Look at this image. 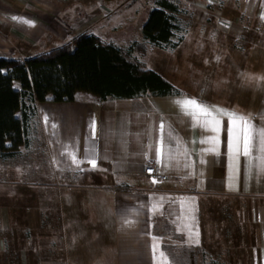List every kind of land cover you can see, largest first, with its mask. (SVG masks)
Here are the masks:
<instances>
[{"label":"crops","instance_id":"1","mask_svg":"<svg viewBox=\"0 0 264 264\" xmlns=\"http://www.w3.org/2000/svg\"><path fill=\"white\" fill-rule=\"evenodd\" d=\"M70 1L0 0V51L25 58L48 51L83 31L100 36L92 27L95 10L88 11L91 3L100 0H73L74 6L69 9L71 5L66 3ZM203 3L230 5L227 10L221 8V16L225 17L222 21L228 23L231 17L230 25L240 23L243 27L253 21L264 29V0H204ZM225 60L220 56L209 61L205 88L201 87L205 98L201 97L198 86L197 90L184 91L170 80L171 75L156 70L182 93L105 100L84 93L79 101L37 103L50 174L57 183L82 186L81 190L64 189L60 199L62 222L84 218L91 224L104 222L109 237L105 254L113 259L111 264H157L152 245L160 236L154 235L150 228L155 188L143 172L149 162H157L162 122L166 155L157 164L169 179L157 183L183 182L194 193L249 198L253 218L259 225L258 234L245 258H239L236 264H264V173L256 166L258 161H253L249 171L247 158L241 155L230 187L227 132L220 135L219 154L203 151L212 145L199 141L212 133L192 127L189 118L174 103L183 97H194L207 105L249 116L257 128H264V80L255 79L264 77V43L257 42L253 53L243 56L242 66L234 73L220 66ZM197 73L191 77H198ZM223 120L227 129L228 118ZM169 132L175 139L169 138ZM73 151L78 159L86 155L95 158L96 166L85 160L77 169L67 155ZM253 154L257 155L255 150ZM188 164L191 167H186ZM89 230L94 233L96 229L89 225ZM159 249L163 250L162 243ZM48 262L68 264L64 259ZM167 262L171 264L169 258Z\"/></svg>","mask_w":264,"mask_h":264},{"label":"rangeland","instance_id":"2","mask_svg":"<svg viewBox=\"0 0 264 264\" xmlns=\"http://www.w3.org/2000/svg\"><path fill=\"white\" fill-rule=\"evenodd\" d=\"M173 1L180 7L179 12L172 13L179 27L176 39L182 37L184 42L178 49L155 47L143 38L142 24L157 0H100L91 3L88 11L95 10L92 27L102 39L124 48L139 43L134 56L146 67L171 75L170 80L184 91L197 90L198 86L205 98L202 88L209 61L223 56L226 60L220 66L236 72L243 56L253 53L257 42L264 43V29L253 21L243 27L239 22L230 25L231 17V22H223L221 8L227 10L230 5L223 7L220 1L207 6L204 0L194 4L189 0ZM196 71L198 77H191ZM29 138V144L15 156L0 158V263L50 264L51 259H64L68 264H111L113 259L105 254L109 237L104 222L91 224L85 218L62 222L60 199L64 189L81 190L82 186H63L68 184L57 183L50 174L37 116L31 121ZM151 184L155 191L150 228L154 224L170 232L154 239L157 264L160 253L166 260L169 257L159 249L161 243L179 264H189L186 260L191 250L196 253V264H236L255 244L259 225L249 198L194 193L183 182ZM89 225L96 229L94 233Z\"/></svg>","mask_w":264,"mask_h":264},{"label":"trees","instance_id":"3","mask_svg":"<svg viewBox=\"0 0 264 264\" xmlns=\"http://www.w3.org/2000/svg\"><path fill=\"white\" fill-rule=\"evenodd\" d=\"M179 11L177 2L157 0L141 27L144 40L155 47L176 49L183 38L176 39L179 27L172 13ZM139 49L137 42L124 48L83 31L25 58L0 51V158L13 157L29 144L38 102H74L84 93L98 100L181 94V89L134 56ZM151 232L162 237L170 233L154 224ZM163 249L171 264H179L170 249L164 245ZM186 261L196 264L194 250Z\"/></svg>","mask_w":264,"mask_h":264},{"label":"snow or ice","instance_id":"4","mask_svg":"<svg viewBox=\"0 0 264 264\" xmlns=\"http://www.w3.org/2000/svg\"><path fill=\"white\" fill-rule=\"evenodd\" d=\"M209 2H211V0H209ZM13 19L18 18L13 17ZM23 22L32 23L31 21ZM255 79L264 80V77ZM174 103L178 105L182 113L189 118L192 127H199L202 130L212 133V135L199 141V143L212 145V147L204 149L203 151L219 154V145L221 143L220 135L222 132H227L226 148L230 161L228 175L230 187L235 178L237 164L241 155L247 158L249 171H251L253 167V161H258L256 166L264 173V128H257L249 116L241 115L235 111H230L217 105H207L194 97H183L175 100ZM224 117L228 118L227 129L224 127ZM159 131L160 138L157 148V162H160L166 155V145L164 142L165 125L163 122L159 125ZM168 135L170 139H175V137H172L171 132H169ZM195 142L196 141H193V143ZM254 150L257 155L253 154ZM67 155L71 164L75 165L77 169L85 160H87L92 167H95L97 164L95 158L89 159L87 155L84 159H78L75 151L68 152ZM169 159H175V157L169 156ZM186 167H191V164L186 165ZM152 249L155 255L157 250L155 242L152 245ZM159 264H168L163 253H160Z\"/></svg>","mask_w":264,"mask_h":264},{"label":"built area","instance_id":"5","mask_svg":"<svg viewBox=\"0 0 264 264\" xmlns=\"http://www.w3.org/2000/svg\"><path fill=\"white\" fill-rule=\"evenodd\" d=\"M143 174L149 177L152 181L161 182L169 179V175L165 174L157 162H149L144 168ZM69 186V185H63Z\"/></svg>","mask_w":264,"mask_h":264}]
</instances>
